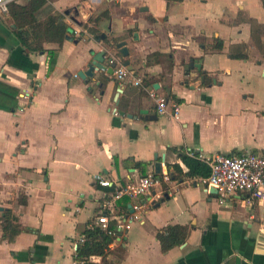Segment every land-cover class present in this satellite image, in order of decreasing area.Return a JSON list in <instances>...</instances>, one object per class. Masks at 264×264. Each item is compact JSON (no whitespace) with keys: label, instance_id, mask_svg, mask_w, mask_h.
<instances>
[{"label":"crops","instance_id":"1","mask_svg":"<svg viewBox=\"0 0 264 264\" xmlns=\"http://www.w3.org/2000/svg\"><path fill=\"white\" fill-rule=\"evenodd\" d=\"M186 1L54 0L74 33L60 48L46 45L59 49L53 56L27 53L12 18L0 15V219L11 210L22 228L9 242L0 225V264H73L77 242L106 212L114 191L97 177L124 185L143 170L155 172L157 162L169 175L174 164L187 173L177 149L203 163L201 157L264 154V100L257 99L264 55L248 46L247 59L231 57V47L255 39L250 25L212 19L216 26L207 27L205 16L188 14ZM242 4L264 25V0ZM103 13L99 23L91 21ZM207 30L221 50L202 44ZM120 41L127 43V58L115 48ZM101 51L108 54L107 71L84 79L80 74ZM155 52L162 61L148 64ZM112 56L119 66L130 62L123 81L108 64ZM192 59L203 60L201 72L186 71L182 61ZM205 76L213 80L208 85ZM134 77L143 84H133ZM150 89L168 99L165 114ZM141 110L157 119L141 118ZM200 178L171 180L152 196L123 199L121 212L124 204L130 213L139 206L143 222L109 252V264H264V201L245 194L221 200ZM169 225L188 226L189 236L163 253L157 232Z\"/></svg>","mask_w":264,"mask_h":264},{"label":"trees","instance_id":"2","mask_svg":"<svg viewBox=\"0 0 264 264\" xmlns=\"http://www.w3.org/2000/svg\"><path fill=\"white\" fill-rule=\"evenodd\" d=\"M54 0H26L21 4L13 2L9 6V16L13 20L15 26L13 32L19 39L22 45L26 47V52L30 53H48L53 56L59 49H49L47 44H55L60 48L66 41L68 36L74 33L73 28L67 22L65 14L55 11L51 2ZM173 2H182L183 0H168ZM106 13L95 17L91 21L99 23ZM90 31H92L90 29ZM223 43L217 41L216 48L221 50ZM163 55L159 52L148 55L147 62L160 63ZM234 59H247V54L243 51L235 49L231 54ZM213 80L205 76V84H210ZM168 98V97H167ZM179 102V101H177ZM180 152V158L188 168V172L184 173L179 164L171 165L173 173L169 175L171 180H181L183 177H209L211 171L207 164L201 162L195 157H191L187 152ZM138 163L136 166H142ZM144 175L146 171L143 170ZM161 176V175H160ZM166 189V185L163 186ZM19 203L25 205L27 199L24 195L20 197ZM122 210L128 213L129 208L127 204H124ZM0 225L3 232V240L14 242L17 236L22 232L21 225L18 218L13 215L11 210H6L0 219ZM189 236V227L182 225H169L157 232V239L161 245V251L167 253L175 247L183 245ZM85 242L79 245L75 260L84 261L83 264H98L91 261L92 257H101V264H109V245L114 241L115 237L109 234L107 231L101 229L97 224H91L83 232Z\"/></svg>","mask_w":264,"mask_h":264},{"label":"built area","instance_id":"3","mask_svg":"<svg viewBox=\"0 0 264 264\" xmlns=\"http://www.w3.org/2000/svg\"><path fill=\"white\" fill-rule=\"evenodd\" d=\"M17 1L19 0H0V15L3 17L9 16V6ZM111 1L118 3L120 0ZM108 64L110 66L117 64L115 67L117 80L123 81L130 75L126 67L118 65L114 56L109 58ZM132 82L137 86L143 84L138 77H134ZM149 94L157 103L158 113L165 114L169 106L168 99L159 95L155 89H150ZM172 108L176 113L178 104L175 103ZM201 160L209 166L211 173L209 177L200 178L199 181L208 188H214L221 200H225L232 195L245 194L248 195V200L264 201V154L217 155L213 158L201 157ZM97 180L102 187L114 189L105 203L106 212L100 215L96 222L101 229L115 237L109 245V251L122 244L126 234L135 222H143L139 214V212H142L141 207L134 206L132 213L129 211L126 213L123 210L121 212L119 203L125 198L140 199L152 196L155 189L163 188L164 185L167 186L171 182L169 175L160 176L156 175L155 172L147 173L137 179L128 181L124 185L117 186L112 181L102 177H97ZM84 242L85 238L81 237L76 244V249ZM83 263L84 261L80 260L73 262V264Z\"/></svg>","mask_w":264,"mask_h":264},{"label":"rangeland","instance_id":"4","mask_svg":"<svg viewBox=\"0 0 264 264\" xmlns=\"http://www.w3.org/2000/svg\"><path fill=\"white\" fill-rule=\"evenodd\" d=\"M173 3V1H170ZM187 6L189 7V12L192 16L195 17H206L208 19L207 27L211 28L212 26H216L212 22V19H219L224 24L232 26L237 25L242 22H247L250 25L249 34L253 36L252 41L245 45L234 46L231 47V51H235L238 49L239 51H249L248 46L255 47L256 51L261 52V55H264V25L258 24V19L252 16V12H247L246 8H244L242 4V0H187ZM220 7V8H219ZM253 13L257 14L261 17V13L263 10L259 7L253 9ZM264 20V16L261 17ZM205 27V26H204ZM206 29V27H205ZM207 36L202 35V44L205 46H213L216 50L217 39L218 37H214V32L212 30H207ZM211 43H213L211 45ZM249 79V76L245 78V81ZM248 86V84H247ZM257 99L259 101L264 100V86H258L257 88Z\"/></svg>","mask_w":264,"mask_h":264},{"label":"water","instance_id":"5","mask_svg":"<svg viewBox=\"0 0 264 264\" xmlns=\"http://www.w3.org/2000/svg\"><path fill=\"white\" fill-rule=\"evenodd\" d=\"M144 10H148L147 8H145ZM135 36L137 37V34H135ZM103 38H106V35H103ZM115 48L118 50V52L122 55L123 58H127L129 56V49L127 47V43L126 41H120L115 45ZM107 51H101L98 52L96 54L93 55L92 60L90 61V63L88 64L87 69L80 74V76H82L84 79L88 78V79H94L96 73L98 72H105L107 71ZM109 59V58H108ZM182 63L185 65V69L188 72H191L193 70H197L198 72L202 71L203 68V60L202 59H192L189 61V63H185V61H182ZM117 64H113L111 65V70L112 72L114 71L115 67ZM124 65L126 67L129 66V70H132V68L130 67V62L129 61H125ZM202 80H204V76L202 77ZM117 105H119V101L117 102ZM144 115L146 117H144ZM137 118V117H135ZM141 118H146V119H157V116L154 117H149V113L147 110H141ZM155 168V174L156 175H169L170 169L168 166L165 165V167H163V165L160 162H157L154 165ZM213 192H217L215 189H213ZM133 212V211H132Z\"/></svg>","mask_w":264,"mask_h":264}]
</instances>
